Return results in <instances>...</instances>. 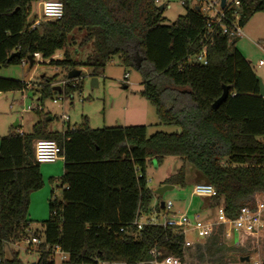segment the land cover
<instances>
[{
	"label": "trees",
	"instance_id": "16d2710c",
	"mask_svg": "<svg viewBox=\"0 0 264 264\" xmlns=\"http://www.w3.org/2000/svg\"><path fill=\"white\" fill-rule=\"evenodd\" d=\"M37 1L0 0V65L19 64L28 56L33 64L35 53L50 59L63 50V59L49 63L66 71L78 68L69 57L67 42L71 30L82 29L81 44L92 41L94 46L85 63L90 76L99 75L118 56L123 66L140 73V94L155 107L159 122L176 125L179 131L147 136L143 125L92 129L84 124L74 129L67 125L59 132L48 129L53 118L42 117L29 134L11 130L0 137V258L6 245L33 230L41 240L35 264H138L153 247L177 256L181 264L190 249L195 251V264H226L234 249L222 243L226 241L222 224L214 226L206 239L185 246L183 236L169 229L146 225L138 232L132 222L138 212L148 211L154 197L158 200L147 184L146 163L161 162L165 156L189 163L202 182L211 184L216 190L213 202L222 205L229 219L242 207L264 205V97L259 96V79L249 62L238 50H230L234 41L215 29L207 45V64L198 65L188 58L201 50L209 31L207 17L196 7L164 25L154 0H60L59 20L31 28L30 5ZM233 11L243 27L255 13L264 12V0H239V6L227 12L231 18ZM15 52L18 56L9 59ZM55 79L42 82L41 99L59 93L53 91ZM25 86L0 77V92L22 91ZM223 86H228L227 98L213 109ZM37 139L59 145L63 173L60 198L50 192L49 217L41 229H32L29 196L44 183L33 157ZM185 179L182 164L163 185L184 186ZM247 237L254 243L240 253L250 258L260 244L264 264V227L260 238ZM54 245L67 253L66 260L51 254ZM0 264L30 263L10 250V257Z\"/></svg>",
	"mask_w": 264,
	"mask_h": 264
},
{
	"label": "rangeland",
	"instance_id": "374dc122",
	"mask_svg": "<svg viewBox=\"0 0 264 264\" xmlns=\"http://www.w3.org/2000/svg\"><path fill=\"white\" fill-rule=\"evenodd\" d=\"M41 1L43 0L31 3L29 22L34 20L43 22L41 21ZM182 1L185 4H182ZM204 1L158 0L156 5L164 6L161 12L162 22L164 25H170L179 15L185 14L188 8L193 9L204 4ZM206 15L211 16V13H206ZM242 34L230 38V42H234L230 44L229 48L230 50H238L242 54L264 87V12L255 13L242 27ZM84 35V30L77 28L68 34L67 51L69 57L78 64L77 69H80L82 75L80 88L73 90L71 96H60L61 99H57L58 93L52 92L51 95L40 98V87L43 85L42 82L45 83V78L55 76L53 86H58L59 81L65 79L64 76L67 75L68 71L49 63L50 59H63V50L57 51L50 59L33 58L32 65L29 62L25 66L20 63L0 65V77L29 84L22 91L0 92V137L11 130L21 134H29L32 132L34 124L40 121L42 117L53 118L48 122L49 130L62 132L67 126L62 115L68 117L70 129L84 124L92 129L143 125L146 127L147 136L156 132H178V126L159 122L155 107L140 94L142 90L140 73L135 68L123 66L118 56H113L99 75L90 76V69L85 63L87 57L93 52L94 46L92 41L81 44ZM260 61L262 63L259 65ZM125 74L128 75L126 78H124ZM93 78L97 82L95 86L91 85ZM54 99H56V103L53 102ZM27 107H40L41 109L36 111ZM15 123L17 127L14 126ZM182 164L184 162L177 156H165L161 162H157L156 159L147 162L148 187L153 190L158 189L163 185L165 179L173 175ZM191 168V165L185 162L186 179L184 186L176 185L162 195H154L158 197L159 202L171 201L174 211L186 212L190 218L196 214L204 221L214 222L218 220V214L214 209L217 204L213 200L191 194L192 186L196 183H202L195 171L190 172ZM39 169L44 183L40 189L30 194L27 210V217L32 222V229H41V222L49 217L48 198L50 192H53L58 198L61 196L62 189L59 178L63 173V160L40 164ZM154 199L156 198L154 197ZM230 233L231 236L222 242L232 245L234 249L233 252L227 254L226 264H252L253 261L260 260L259 253L262 249L259 244L258 248L256 247V252L250 253L249 262H240L239 256L245 253L244 250H248L254 242L247 237L251 235H243L237 229L231 228ZM26 237L28 236L21 238L14 244L6 245L2 259L9 258L10 250H13L18 252V259L22 262H35L38 258L37 246L29 244ZM186 239L196 242L198 237L196 233L189 232ZM242 250L243 252L240 253ZM194 253L193 249L188 251L184 264L197 263L198 260ZM244 255L242 254V256Z\"/></svg>",
	"mask_w": 264,
	"mask_h": 264
},
{
	"label": "built area",
	"instance_id": "2783aa9c",
	"mask_svg": "<svg viewBox=\"0 0 264 264\" xmlns=\"http://www.w3.org/2000/svg\"><path fill=\"white\" fill-rule=\"evenodd\" d=\"M202 1V0H199ZM155 4L158 0H154ZM183 4V1H182ZM202 13L207 17V28L209 36L206 35V43L202 46L201 50L188 58L189 63H195L198 65L207 64V45L212 43V32L215 29H219L222 34L232 36H241L242 26L239 24L238 13L232 12V18L227 15V12L232 7L239 6V0H225L223 8L220 6V0H205L204 4L198 5ZM41 8V21L55 22L59 20L63 15V5L60 0H43L40 2ZM206 13H211V16H207ZM40 20L32 22L31 28H34ZM41 57L38 53L34 54V58ZM27 58H23L20 61L22 66L28 63ZM262 62H259V65ZM128 75L125 74L124 78ZM82 75L74 79L65 78L60 80L58 86L60 91L57 99L65 97L66 95L71 96L70 93H66L68 87L77 88L81 84ZM25 89L29 84H25ZM24 90V89H23ZM61 96V97H60ZM56 103V99L53 100ZM28 109H34L39 111L40 107H27ZM62 119L68 125V117L62 115ZM69 127V126H68ZM70 129V128H69ZM21 134V133H20ZM33 157L34 161L38 164L53 163L60 158L61 149L59 145L51 139H37L33 143ZM66 188V187H65ZM191 194L194 196L207 198L212 200L216 197L215 188L209 183H196L192 186ZM158 207V208H157ZM216 213L218 214V220L214 222H207L194 214L193 218H190L186 212H177L173 209V203L171 201L163 202V206H160L158 200H154L150 205L147 212H138L134 218L132 224L135 226L136 231H140L144 226H159L163 229H169L173 235H182L184 239V245L190 246L196 242L206 239L212 232L214 226L218 224L223 225L224 237L229 238L231 236V228L237 229L239 233L243 235H251L252 237H260L263 234L264 227V205L260 202H256L254 208L242 207L235 218L229 219L225 216L223 207L221 204L214 206ZM122 231V229H121ZM189 232L196 233L198 240L196 242L189 241L186 239V235ZM138 234V233H137ZM26 241L29 244L39 245L41 240L39 237L33 235L30 231ZM50 252L58 261L66 260L68 255L59 245H54L50 248ZM1 262V258H0ZM106 262L100 261L98 264H105ZM138 264H181L180 259L173 255H163L161 250L153 247L148 252L146 260L140 261ZM252 264H260V260L253 261Z\"/></svg>",
	"mask_w": 264,
	"mask_h": 264
},
{
	"label": "water",
	"instance_id": "95a60500",
	"mask_svg": "<svg viewBox=\"0 0 264 264\" xmlns=\"http://www.w3.org/2000/svg\"><path fill=\"white\" fill-rule=\"evenodd\" d=\"M225 5V0H220V6L221 8H223ZM163 9V6H158V10L159 11H162ZM196 9L198 10L199 9V6H196ZM14 56H18V53H13L10 55L9 59H11L12 57ZM28 61H29V64L31 65L32 64V57L31 56H28L27 57ZM81 71L80 69H77V68H73L71 70H69L67 72V78L68 79H74V78H77L79 75H80ZM97 84L96 82V79L93 78L92 81H91V85L92 86H95ZM53 91H60V87L59 86H54L53 87ZM227 95H228V86H223L222 87V94L220 95L219 98H217L213 104H212V108L213 109H217L219 107V105L225 101V99L227 98ZM259 96L261 97H264V87L262 85V83L259 81ZM52 118H47V120H51ZM14 126L16 127L17 124L15 123ZM174 187V185L172 184H164L162 186H160L158 189L154 190L153 193L156 194V195H162L165 191L167 190H170ZM160 206L162 207L163 206V202H160ZM249 256L248 255H245V256H241L239 257V261L240 262H248L249 261ZM30 264H35V262H31Z\"/></svg>",
	"mask_w": 264,
	"mask_h": 264
},
{
	"label": "crops",
	"instance_id": "0c3cea01",
	"mask_svg": "<svg viewBox=\"0 0 264 264\" xmlns=\"http://www.w3.org/2000/svg\"><path fill=\"white\" fill-rule=\"evenodd\" d=\"M60 159L63 160V158H60ZM58 160H59V159H58ZM184 166H185V163H184ZM191 167H192V166H191ZM191 171H195V170L193 169V167L191 168L190 172H191ZM190 172H189V173H190ZM195 172H196V171H195ZM196 174L198 175L197 172H196ZM198 177H199V175H198ZM199 178H200V177H199ZM175 186H176V185H174V187H175ZM174 187H173V188H174ZM48 199H49V198H48ZM154 200H155V199H154ZM154 200H153V201H154ZM158 202H159V199H158ZM27 218H28V217H27ZM28 219H29V218H28Z\"/></svg>",
	"mask_w": 264,
	"mask_h": 264
}]
</instances>
